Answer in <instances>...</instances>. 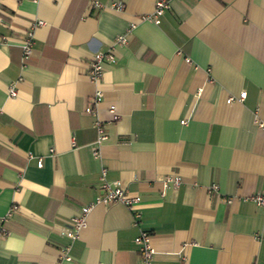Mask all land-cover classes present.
Instances as JSON below:
<instances>
[{
    "label": "crops",
    "instance_id": "obj_1",
    "mask_svg": "<svg viewBox=\"0 0 264 264\" xmlns=\"http://www.w3.org/2000/svg\"><path fill=\"white\" fill-rule=\"evenodd\" d=\"M153 3L0 0V264H139L141 230L152 264H264V208L248 199L264 193V0H167L157 23L139 20ZM101 50L113 60L95 84ZM94 119L107 133L95 157ZM100 169L139 201L94 204L71 238Z\"/></svg>",
    "mask_w": 264,
    "mask_h": 264
},
{
    "label": "built area",
    "instance_id": "obj_2",
    "mask_svg": "<svg viewBox=\"0 0 264 264\" xmlns=\"http://www.w3.org/2000/svg\"><path fill=\"white\" fill-rule=\"evenodd\" d=\"M167 8V0H154L153 8L150 13L143 14L141 13L138 15V19L141 20H148L152 23H157L160 19L162 12ZM40 20H33L28 29L24 33V37L22 40H19L20 46V62L23 65L24 61L29 57L32 49V28L33 26H37L41 24ZM133 26V23H128L126 31ZM112 42H117L118 44H123L126 42L125 32L122 34H114L112 37ZM113 60V54L110 50L106 51H93L91 54V58L88 60V69H87V79L90 80L92 83H97L100 80L102 74V63L104 62H111ZM185 61L188 59L185 58ZM199 91V89H197ZM7 94L9 96L15 95V89L13 86L8 84L7 86ZM244 96V91L240 90L236 97L234 96H226L225 101H231L233 99H240ZM101 99V92L99 89H96L93 92L91 101L92 103H97ZM107 111L110 114V118L112 121L117 119V113L115 112L113 105H107ZM85 112L94 113V108L91 105L84 106L83 109ZM256 124L259 127H263L264 125L257 121ZM94 128H95V138L91 143V154L95 157L98 156V147L99 145L105 141L107 138V133L105 129H103L100 121L98 119H94ZM40 160L37 159V164L40 165ZM103 169H100V183L97 195H94L93 199L85 204H81L79 211L77 214L70 216V227L67 228L65 234L69 235V237L74 238L81 227H84L86 223V215L88 211L91 209L94 204H105L108 202H122L126 207H133L135 204L138 203L139 197L134 194L130 195L128 192L119 184L117 181L108 182L103 179ZM180 181V177L176 173L167 174L162 176L161 178V189H164L168 186L175 187ZM213 189L216 188L214 184H211ZM251 201L255 204H259V206L264 208V193H254L248 197ZM264 215V213H263ZM133 222H135L136 218L138 217V212L132 211ZM132 241L136 245L138 257H139V264H152V255L153 250L151 245L149 244V235L146 231H139L136 235L133 236ZM68 247L63 246L58 250V259H65L68 260ZM56 264V263H55Z\"/></svg>",
    "mask_w": 264,
    "mask_h": 264
}]
</instances>
